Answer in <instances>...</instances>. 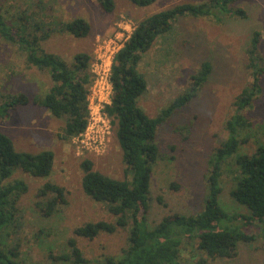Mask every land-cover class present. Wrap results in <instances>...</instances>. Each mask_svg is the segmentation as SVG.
I'll return each mask as SVG.
<instances>
[{"label": "rangeland", "instance_id": "rangeland-1", "mask_svg": "<svg viewBox=\"0 0 264 264\" xmlns=\"http://www.w3.org/2000/svg\"><path fill=\"white\" fill-rule=\"evenodd\" d=\"M206 1L158 0L151 6L140 7L130 0H116L114 13L107 14L97 0H0V14L10 20L29 10L45 17L46 23L57 19L70 21L77 17L88 20L92 25L88 37L78 39L56 31L42 42V47L70 64L78 53L91 54L95 83L103 75L104 63H109L124 47L139 22L180 3L200 4ZM234 7L246 10L247 19L225 17L221 12L216 17L181 18L171 33L160 37L143 55L140 71L147 77L149 86L139 99V106L151 117L158 116L191 87L192 75L204 62H210L213 67L198 96L159 127L157 140L163 157L155 164L152 176L150 227L167 215L196 214L203 210L208 195L206 175L209 159L228 138L225 126L234 112L236 97L251 82L246 50L255 31L262 34L260 50L264 55V0H241ZM52 84L48 73L29 67L19 47L0 37V104L1 95L8 94L24 93L34 101L47 93ZM93 99L89 101V108ZM250 116L255 125L243 133L249 141L232 158L236 163L239 155L254 153L264 145V91ZM66 124V117L55 118L48 109L34 103L11 111L8 120H0V130L14 141L18 151L32 154L51 151L55 154V166L50 177L37 178L18 170L10 180H23L29 185V192L19 202L23 227L12 232L8 241L10 245L20 242L24 264H52L50 254L69 253L68 241L71 238L77 239L78 247L90 260L121 256L129 244L132 225L112 235L101 234L94 240L74 234L77 227L89 222L115 221L105 204L94 201L85 193L82 163L91 160L95 170L116 179L130 181L131 176L114 129L104 153L80 155L73 139L62 138ZM236 175L239 171L235 176L229 172L224 174L220 203L230 214H248V210L231 196ZM48 182L65 187L68 199V205L50 218L43 217L36 207L38 191ZM172 184L178 188L171 187ZM231 225L252 231V228L244 227V221L232 222ZM6 246L8 244L3 242L1 248L6 251ZM202 262L264 264V242L242 243L236 258L213 260L198 249L196 241L185 240L180 264Z\"/></svg>", "mask_w": 264, "mask_h": 264}, {"label": "trees", "instance_id": "trees-1", "mask_svg": "<svg viewBox=\"0 0 264 264\" xmlns=\"http://www.w3.org/2000/svg\"><path fill=\"white\" fill-rule=\"evenodd\" d=\"M130 1L137 6L147 7L158 0ZM240 1L180 3L137 24L114 58L111 70L113 98L112 103L106 106L131 180L110 177L95 170L91 160H85L82 163L84 191L94 201L105 204L115 221L89 222L74 230L76 236L94 240L101 234L112 235L132 225L129 244L121 256L90 260L78 247L77 239L71 238L68 241L69 253L50 254L52 264H180L185 240L196 241L198 249L213 260L233 259L239 255L242 243L264 242V145L254 153L239 155L237 163L232 160L249 141L243 133L253 129L255 122L250 112L264 91V55L260 50L262 34L259 31L254 32L246 50L250 85L236 97L234 112L225 126L228 138L214 151L208 162V195L203 210L196 214L167 215L153 227L148 223L154 166L163 157L157 140L159 127L198 96L209 80L213 67L210 62H204L192 75L191 87L158 116L151 117L139 106V99L149 86L147 77L140 71L143 55L153 48L160 37L171 33L181 18L216 17L221 12L225 17L247 19L246 10L234 7ZM97 2L105 13H114L116 0ZM45 21V17L36 11L27 10L10 20L0 14V37L17 45L25 54L27 65L48 73L53 83L47 93L39 95L34 101L24 93L1 95L0 120H8L11 111L34 103L48 109L55 118H67L62 138L69 141L83 133L88 126L89 95L95 76L92 72V55L78 53L70 64L59 55L46 52L42 42L56 31L78 39L86 38L92 32V25L83 17L70 21ZM54 166L53 152H20L14 141L0 130V264H24L20 242L10 245L8 241L12 232L20 231L23 227L19 202L29 192V185L23 180L10 181L11 178L18 170L33 177L47 178L53 173ZM236 170L239 175L234 178L231 196L248 210V214H230L220 203L223 176L226 172L235 176ZM171 187L178 188L176 184ZM37 195L36 207L46 218L55 216L61 207L68 205L66 188L56 183L44 184ZM237 221H244V227H250L252 231L231 225ZM3 242L9 246L5 247L6 251L1 248Z\"/></svg>", "mask_w": 264, "mask_h": 264}, {"label": "built area", "instance_id": "built-area-1", "mask_svg": "<svg viewBox=\"0 0 264 264\" xmlns=\"http://www.w3.org/2000/svg\"><path fill=\"white\" fill-rule=\"evenodd\" d=\"M115 56L109 63H104L103 66H105V70L103 75L96 79L94 86H92L90 90L91 94L89 95V101L92 97L94 101L90 104L88 126L86 130L73 138L74 144L80 155L104 153L108 148L110 138L113 134L112 119L106 111V106L112 103L113 98L111 70Z\"/></svg>", "mask_w": 264, "mask_h": 264}]
</instances>
